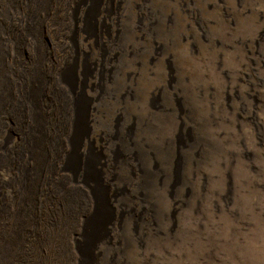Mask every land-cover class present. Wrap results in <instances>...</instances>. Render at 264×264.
<instances>
[{
    "label": "rangeland",
    "instance_id": "rangeland-1",
    "mask_svg": "<svg viewBox=\"0 0 264 264\" xmlns=\"http://www.w3.org/2000/svg\"><path fill=\"white\" fill-rule=\"evenodd\" d=\"M36 2L0 0L7 107L43 72L57 146L30 204L0 168V264H264V0H50L43 45Z\"/></svg>",
    "mask_w": 264,
    "mask_h": 264
},
{
    "label": "bare ground",
    "instance_id": "bare-ground-1",
    "mask_svg": "<svg viewBox=\"0 0 264 264\" xmlns=\"http://www.w3.org/2000/svg\"><path fill=\"white\" fill-rule=\"evenodd\" d=\"M49 2L50 0H37L36 5H35V10L28 16V19H26L27 20L26 26L24 28V32L31 39H34V41H36L40 45H43L42 23L46 19H48V14H49L48 8L50 7ZM7 15H4L2 18H0V28L2 27V24L4 23V21L7 20L6 19ZM32 31H34V33H32ZM2 41L3 39L0 38V115L7 114L8 116H12L15 119L16 126H19L18 131H19L20 137L16 145H13V146L6 145L8 140L6 141V138L4 139L5 141L1 145L2 149L0 153V158H1L0 168H2L3 170L7 172L13 169L16 170L19 176L18 177L19 187L25 193V195L22 196V201L25 204H27L29 203V200H31L30 196L33 194L34 190L38 186L39 181L41 179V175L44 171L45 166L47 165L49 151L54 150L57 146V141H56L57 134L52 131L51 133L47 132V127H50V123H47L48 121L46 122V120L44 119V116L41 112L42 109L40 108V105H39V101L42 98L43 93L46 88L47 80L43 77V74H42L43 72L41 73L39 70H35L36 67L34 69H28V70L22 69L20 71L19 73L20 76H23V75L26 76V80L24 82V84L26 83L25 89L23 88V92H22L23 96L22 98H20L21 101L17 102L16 108H14L13 110H10L7 107L8 102L11 101L10 99H9L10 101L7 100V94H8L9 89L12 87V84L11 82L7 81L6 76L4 74V71L6 73V70L3 64L5 52L2 49V44H1ZM19 41L16 40L14 42V47L16 49L18 48ZM42 49L36 48V50H34L37 59H43L44 51ZM23 81H24V78H23ZM55 84L57 85V83ZM0 120H1V116H0ZM51 126H53V128L56 129V126L54 124L51 123ZM26 159L30 163L29 164L30 166L28 167L24 165ZM2 162L4 166H2ZM19 230L20 228L18 224H16V226H14V228L11 229L12 234L16 236L15 238H17L18 235L20 234ZM11 242L12 240L11 241L7 240L6 246H9Z\"/></svg>",
    "mask_w": 264,
    "mask_h": 264
}]
</instances>
